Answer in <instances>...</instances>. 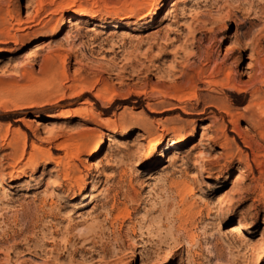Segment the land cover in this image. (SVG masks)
Masks as SVG:
<instances>
[{"label":"rangeland","instance_id":"374dc122","mask_svg":"<svg viewBox=\"0 0 264 264\" xmlns=\"http://www.w3.org/2000/svg\"><path fill=\"white\" fill-rule=\"evenodd\" d=\"M0 264H264V0H0Z\"/></svg>","mask_w":264,"mask_h":264},{"label":"bare ground","instance_id":"6f19581e","mask_svg":"<svg viewBox=\"0 0 264 264\" xmlns=\"http://www.w3.org/2000/svg\"><path fill=\"white\" fill-rule=\"evenodd\" d=\"M75 22V21H74ZM200 35L202 36V37H205V35H204V33L203 32H200ZM236 45H238V47H244V49H246V51L247 50H253V54H252V56H255V54L257 53L256 52V50H254L253 49V47H252V45H251V43H248V42H242V41H238V43H236ZM237 47V48H238ZM243 49V48H242ZM255 52V53H254ZM195 59H196V62L198 63H200L201 65H207V64H210L213 60V58L212 57H210V56H207V55H204V53L202 52V50L201 49H199L198 50V52L196 53V56H195ZM204 62H208L207 64L206 63H204ZM194 64V63H193ZM191 65V64H190ZM194 65H196V64H194ZM190 67V66H189ZM221 70H222V68L220 69V71L218 72V74H221ZM206 72V69L205 68H202V70H201V72H199V73H197L196 74V76H194L193 77V80H195L194 81V83H197V81H199L200 79H201V75L203 74V73H205ZM182 78H184L183 76H182ZM184 80H186L185 78H184ZM94 157V156H93ZM86 197V196H85ZM93 198V197H92ZM239 225V224H238ZM234 229V228H233ZM239 230V229H238ZM244 230V229H243ZM235 231H236V229H235ZM236 233V232H235ZM54 233H52V235H53ZM239 233H236V235H238ZM240 235H241V233H240ZM244 236V235H243ZM82 239H83V237H82ZM85 239V238H84ZM83 239V240H84ZM75 241H77L78 243H80L81 242V239H79V238H76L75 239ZM59 255V254H58ZM60 256H62V255H60ZM63 257V256H62Z\"/></svg>","mask_w":264,"mask_h":264}]
</instances>
